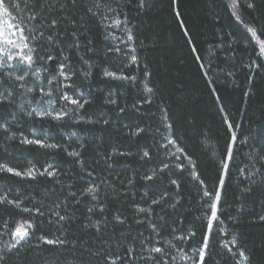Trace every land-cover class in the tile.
Here are the masks:
<instances>
[{"label": "trees", "instance_id": "trees-1", "mask_svg": "<svg viewBox=\"0 0 264 264\" xmlns=\"http://www.w3.org/2000/svg\"><path fill=\"white\" fill-rule=\"evenodd\" d=\"M19 2L21 11H11L23 23L31 46L39 44L55 58L48 60L45 51L39 52L45 59L38 60V66L48 68L41 71L45 83L57 75L59 60L66 56V75L74 86L68 92L88 103L81 109L68 104V115L60 120L28 116L31 103L38 100L39 85L26 78L20 81L24 88L37 90L30 93L8 76L0 77V94H10L0 102V124L5 125L0 127V159L21 171L34 166L35 172L34 178L0 174V194L10 188L9 199H19L23 208H39L43 213L0 206V250L12 242L5 234V220L9 229L16 221H30L31 238L20 248L28 264H111L107 258L111 253L118 254L123 264H194V250L201 246L211 217L212 201L204 192L220 188L219 221L213 224L207 264H238L239 249L251 250L253 264H264V221L258 218L264 214V58L256 55L259 46L232 15L228 2L147 0V7L138 9L139 0L131 5L128 0H99L104 7H93L97 13L93 17L85 14V7L94 0H78L59 27L78 33L79 50L65 46L74 37L63 33L57 46L44 38L32 40L39 31L31 29L41 21L28 19L32 12L24 5L31 0ZM239 9L246 22L257 15L244 0ZM261 14L264 24V4ZM73 17L78 21L75 26L70 22ZM113 19L122 23L114 26ZM128 29L134 36L131 42ZM51 34L45 29V37ZM116 47L125 52L135 48L138 62L130 64L128 58L108 51ZM255 65H260L258 72ZM105 71L135 79H114ZM137 128L144 131L134 135ZM233 132L237 141L225 170ZM24 138L60 147L26 144ZM72 152L79 155H69ZM49 165L54 169L51 176L45 173ZM247 187L253 191L246 192ZM90 188L94 191H87ZM165 191L168 196L161 205L151 203ZM56 213L66 219L59 220ZM116 216L124 223H117ZM96 224L102 229L99 233ZM190 231L196 235L189 236ZM41 236L68 243L49 245ZM233 237L236 246L231 244ZM225 244L237 253L235 257ZM132 245L133 252L126 253ZM154 247L162 248L163 254L151 252Z\"/></svg>", "mask_w": 264, "mask_h": 264}, {"label": "snow or ice", "instance_id": "snow-or-ice-1", "mask_svg": "<svg viewBox=\"0 0 264 264\" xmlns=\"http://www.w3.org/2000/svg\"><path fill=\"white\" fill-rule=\"evenodd\" d=\"M83 2L84 0H79V3H83ZM244 2L246 5V8L251 10L252 13H257V15L248 19L247 22H245V20L239 14L240 0H231L230 6L232 8V15L238 21H240V23L243 25L246 32L251 34V38L254 39L256 44L259 46V51L256 53V55L258 57L264 58V38H262L264 37V24L260 23V19L262 15L261 5L264 4V0H244ZM77 3H78V0H31L30 3H26L24 7L32 12V15L29 16L28 19L32 21H37V20L41 21V24L38 28L34 27L33 29H31V31H39V36L34 35L31 37V39L34 41H40L42 38H44L46 39L47 43L50 46H57L61 44L60 35L63 33V34L71 35L72 37H74V40L71 43L65 42V46L68 48L79 50L80 43L78 39V33L76 31H73L72 33H66L63 29H60L59 27L60 24L63 23L64 19H68V9L76 8ZM128 3L129 5H131L132 0H128ZM93 7L99 9L101 7H104V5L99 3V0H94L93 3L88 4L85 7V14H91L93 17H96L97 13L93 12ZM145 7H147V0H139L137 4V8L141 9ZM11 10H16L17 12L21 11L19 0H15V2H13V0H0V15H5V16L10 15ZM108 11L115 12V9L108 8ZM177 15H179V13H177ZM57 17H62V18H57ZM106 20H107L106 16L100 18L101 23H104V21ZM70 22L73 24V26H75L78 23L75 17H73ZM123 22L124 23L127 22L126 17ZM121 23L122 21L120 19L112 20V25L114 26L118 27ZM9 27H11V25H9ZM80 27L83 28L84 25L81 24ZM45 29L50 31L52 34L45 37L44 35ZM17 31L20 33L18 41L15 39L9 38L5 34V32H0V40H2V45H0V69L5 70L3 74H0V77H2L3 75H8V76L12 75V73L8 72L7 69L10 65V62H12L13 60H15L17 64L19 65L27 64L30 67L33 66L38 60L40 61L44 60L45 57H41L39 55V52L41 50L45 51V56L48 60L55 59L51 54L47 52L46 49H43L42 46L39 44L35 47H30L29 43L27 42L29 37L24 35L23 28H18ZM85 31H87L86 28H85ZM13 35H15V33H13ZM133 40H134V36L132 34V31L128 29L127 30V41L131 42ZM24 50H26V52ZM61 51L63 50L61 49ZM108 51L118 54L119 58L121 59L128 58L130 64H135L138 62V57L135 54L136 52L135 48H132L130 52L122 51L119 47L109 48ZM67 59L68 57L63 56L59 60L58 71H57V75L64 77L66 80L68 79V76L66 75L68 65L65 63ZM81 60H83L82 56H81ZM85 63H87V61H85ZM259 68H260V65H255V69L257 70V72L259 71ZM41 71L47 72L48 71L47 65H45L43 69L38 68L36 72L31 73V75L38 76ZM54 71H56V69H54ZM29 74L30 73L28 71H25L23 75L16 76L15 79L17 81H23L25 77L28 76ZM88 75L89 73H85L86 77ZM104 75L108 77H112L114 79H123V80L135 79V77H128L125 75L117 76L115 72H110V71H105ZM253 79L254 78L250 77L249 78L250 82H252ZM54 80H56V76H52L51 79L48 80L49 85H51L52 81ZM20 87L24 88V84H21ZM64 87L73 88L74 86L66 84L64 85ZM145 90L148 93H151L153 91L152 88L147 86V84L145 85ZM26 91H32V89L28 88L26 89ZM40 91L43 92L44 89L41 88ZM249 92H251V89L249 90ZM46 94L51 95V92L46 93ZM248 94H249L248 92L245 93V95H248ZM9 95L10 94L8 95L0 94V102L7 101L9 99ZM80 95L82 98L83 94L81 93ZM60 99L65 102V106L68 103H70L74 105L76 109L84 108L85 104L88 103L87 100H84L83 103H81L80 99H74L72 96H69L67 92H63V94L60 96ZM147 102L150 103V101H147ZM52 103H54V101H48L49 110L47 111L38 110L36 107H33L31 111L27 112V115L28 116L35 115L38 117H50L51 119H54V120L63 119L65 116L68 115V111H66L64 108L60 109L59 111L51 110L50 106ZM109 103H115V101L110 100ZM120 111H124V109H120ZM104 123L107 124L108 121L106 120L104 121ZM0 127H5V125L0 124ZM168 127L171 128L172 125H168ZM231 127L232 125L229 124V128ZM142 131L144 130L141 128H137V132L134 133V135ZM11 138L12 137H9V139ZM231 139H232V143L229 144L228 149H227V154H228L229 159L232 158V152H233L232 144H234L237 141V136L234 132L232 133ZM22 142L26 144L40 145L41 147H51V148L60 147L59 145H55V144H46L45 141L42 139L24 138ZM168 142L173 143L174 141L169 140ZM179 151L182 152L183 149H180ZM69 155L78 156L79 153L72 152V153H69ZM121 155H124V154L121 153ZM143 155L147 157L149 153L145 151ZM262 159H264V157H262ZM189 163L190 164L192 163L190 157H189ZM165 167H167V165H165ZM178 167L183 168V165H179ZM223 167L225 170L228 169L227 164H224ZM53 172H54V169H52L51 165H49L48 168L45 169V173L49 176L53 175ZM0 174H5V175L11 174V176L22 177V178L23 177H30V178L35 177L34 166L31 168H26L24 171H21L18 167L10 166V162L3 160V159H0ZM41 174H44V173H41ZM191 175L193 176V178H196L197 174L195 173V171H193ZM144 179L150 181L152 180V176H145ZM262 182H264V178H262ZM171 183L179 187V184L177 183L176 180H172ZM219 183L222 188L225 184V180L223 176L220 177ZM10 191L11 189L9 188L5 190L3 194H0V206H13L16 209H19L21 212L35 211L37 214L43 215V213L40 211L39 208H35V209L23 208L22 207L23 202L21 200L9 199ZM87 191H94V189L90 188V189H87ZM245 191L248 193H251L253 189L251 187H247ZM144 195L147 196L148 193L145 192ZM165 196H168V193L166 191L162 192L160 197L158 199L152 200L151 203L154 205H161ZM204 196L208 197L209 200L212 201L210 203V209H209L211 213V217L208 221L207 231L202 237L201 246L198 249L194 250L197 256V259L194 261V264H207L206 256L210 255L211 235L214 232L213 221H219V217L217 215V202L221 201L222 199V191L220 188H218L214 193H209L208 191H205ZM170 206L174 207V205H170ZM89 211L91 212L92 209H89ZM101 211H103V209H101ZM138 211L150 213L151 209L139 208ZM56 215L59 216V213H56ZM258 218L259 220L264 221V214H261ZM65 219H66L65 216H59V220L62 221ZM159 219L162 220L163 217H160ZM115 220L119 224L124 223V220L121 219L119 216H116ZM14 223H15V226L9 229L8 228L9 221L5 220L3 222L5 234L11 236L12 242L8 243L3 250H0V264H28L26 258L20 256V248L23 247V245L27 243V241L31 238L32 233L29 230L33 227V225L30 221H23V222L16 221ZM137 223H140V222L137 221ZM94 227L96 228V231L98 233L102 231L99 224L94 225ZM150 227L152 228L154 232H158L156 224H151ZM195 235H196L195 231L189 232V236L194 237ZM181 239H185V238L182 237ZM40 240L49 245L56 244V245L63 246L68 243L67 240H61V239L50 240V239H47L46 236H41ZM101 243H107V241H101ZM141 243H143V241ZM231 244L232 246H236L237 241L235 237H233V239L231 240ZM224 247L227 248L228 252L233 257L237 255V253L233 251L232 247H228L227 244H225ZM261 247H264V244H262ZM133 250H134V245L126 247L125 252L132 253ZM13 251H15L16 253L15 259H12ZM163 251L164 250L160 247H154L151 249V252L153 253L163 254ZM249 252H251V250H244V249L238 250V254L242 258L238 262V264H253L252 256L249 254ZM107 258L111 259V264H116L117 261H121V264H123L122 258L116 253L109 254ZM149 259L156 261L155 257H149ZM156 264H167V262L166 261H156Z\"/></svg>", "mask_w": 264, "mask_h": 264}, {"label": "rangeland", "instance_id": "rangeland-1", "mask_svg": "<svg viewBox=\"0 0 264 264\" xmlns=\"http://www.w3.org/2000/svg\"><path fill=\"white\" fill-rule=\"evenodd\" d=\"M228 2L229 5H231V0H226ZM231 7V6H230ZM239 14L241 15L240 9H239ZM242 16V15H241ZM243 18V17H242ZM246 22V21H245ZM9 25H11V27H9ZM18 28H23L24 29V35L26 36L25 33V28L23 23H21L20 21H18L16 19V17L14 16V14L11 11L10 15H0V32H5V34L11 38V39H15V40H19V35L20 33L17 31ZM13 33H15V35H13ZM117 34H113V36H116ZM117 38H119V36H117ZM29 43V46H31L29 40L27 41ZM0 45H2V40H0ZM26 52V50H24ZM40 69V67L38 66V63L36 62L33 66H28L27 64H23V65H19L17 64V62L15 60H13L12 62H10V65L7 69L8 72L12 73V75L8 76V78L15 80L16 76H20L23 75V73L25 71H28L30 74L28 76H26L25 78L28 80H34L36 81V84H38V100L31 103L30 105V110L33 107H36L38 110H49V104L48 101H54V103L51 104L50 108L51 110L54 111H59L60 109L64 108L67 111V106H65V102L62 101L60 99V96L63 94V92H67L69 96H71L68 92V87H64V85H70L68 82V79L66 80L64 77H61L59 75H56V80L52 81V84L49 85V83H45L44 79L45 75L43 76V74L40 72L39 75H31V73L36 72L37 69ZM4 69H0V74L4 73ZM52 77V76H51ZM51 77L49 79H51ZM19 84L20 81H17ZM31 88L32 91H29L30 93L35 92L37 90L34 89V87H30L29 85L26 88H19L20 90H24L26 91V89ZM43 88L44 91L41 92L40 89ZM1 89H0V93H1ZM28 92V91H27ZM51 92V95H47L46 93ZM37 93V92H36ZM34 139V138H33ZM233 147V144H232ZM229 158L227 160V165L229 162ZM215 221H213L214 224ZM30 231V230H29Z\"/></svg>", "mask_w": 264, "mask_h": 264}]
</instances>
